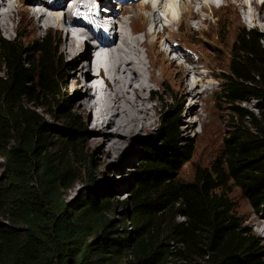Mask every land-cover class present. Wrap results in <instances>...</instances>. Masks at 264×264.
I'll return each instance as SVG.
<instances>
[{
  "label": "trees",
  "instance_id": "trees-1",
  "mask_svg": "<svg viewBox=\"0 0 264 264\" xmlns=\"http://www.w3.org/2000/svg\"><path fill=\"white\" fill-rule=\"evenodd\" d=\"M56 43L49 33L26 47L0 37V264H260L257 238L238 223L226 189L264 205V109H237L221 160L182 181L191 151L171 100L142 144L126 198L112 201L88 172L91 191L69 203L63 193L79 179L86 129L66 108ZM263 67L264 36L241 28L220 94L231 104L264 101ZM48 106L64 130L39 114Z\"/></svg>",
  "mask_w": 264,
  "mask_h": 264
},
{
  "label": "rangeland",
  "instance_id": "rangeland-1",
  "mask_svg": "<svg viewBox=\"0 0 264 264\" xmlns=\"http://www.w3.org/2000/svg\"><path fill=\"white\" fill-rule=\"evenodd\" d=\"M30 1L35 2L36 0ZM46 1L48 4L40 9L44 11V13H49L48 7L51 6L52 3H55V0ZM136 1L138 0H134V3H136ZM19 3H21V1ZM66 3L67 2L64 3L65 6ZM164 3V5L167 4V10H170L169 12L176 19L179 14L178 5L175 4L176 2L165 0ZM129 4L130 3L126 4L125 8L129 9L137 5L128 6ZM258 6L260 10L257 12L264 18V0H258ZM19 7L20 13L17 14V8H15L14 12H16V14H13L14 24H17V30H10L9 34H7L3 32L0 27V37L13 41L23 47L31 45L48 33L51 37L56 39L57 57L61 66L60 70L65 77L64 80L67 82L68 103L66 104V108L68 113L78 120L82 127L86 129L80 141L83 162L78 166L79 179L70 189L63 193L64 199L69 203L84 198L86 194L91 191V185H88L86 181L88 172H90V176L93 177L94 188L100 191L107 188L112 201H121L126 198L128 187L132 182L133 174L142 156V144L146 142L150 136L154 135L161 126L164 108L171 103V100L176 103L175 110H177L178 114L177 126L180 137L186 144H189V149L191 151L190 161L178 171V179L182 181L190 180L198 174L199 171H209L217 160H221V156L224 152V141L228 138L230 129L237 124V109L254 114H258L261 109H264L263 100L259 102L250 100L248 103L240 105L231 104L219 92V84L222 83V79L228 74L230 59L235 49V41L239 30L241 28H245L246 30L256 29L264 36V20L258 22L256 26H252L242 13L243 11L238 13L230 8L215 12L217 6L213 5L211 8L207 7V10L203 13V15L210 19V23L205 26L204 33L197 31L194 21L183 20L180 29L173 27V32L166 31L167 34L165 32L161 33V35L155 39L158 48L162 43L164 44L163 47L166 48L170 45L163 42L165 41L163 39H165L167 35L169 37L172 36L171 40L179 39V41H182L186 45L188 51L186 48H181L180 45L177 44V41H173L171 45L182 51L171 53V56L167 55L166 52V54L164 53L163 56H165L168 61L173 60L171 57H180H178L180 62L175 61V65H173L175 67L181 65L182 69L185 67L195 69L197 68L196 66L185 65V61H183L185 60L184 56L189 55L190 58L192 57L191 60L193 62H198L199 56L201 57L202 64L200 63L198 67L203 65V74L209 75V78L203 80L204 87H202L200 91L202 93L197 98L183 94L189 90L191 85L196 81V74L192 75V73L187 76V81L185 79L187 86L184 83L185 86L183 85L184 87H182L181 91L176 87H172L168 82L161 86L153 87L154 94L152 93L151 95V105L154 107L153 115L155 126L147 134L130 137L126 140L124 146L118 151L112 152L109 150L108 144H102L100 142V137L94 134V130L90 126L92 115H90L89 112L79 113V109L77 108V103L81 102L83 99V92L82 89L79 88L77 80L80 83L82 78L79 76L78 71H75L76 65L73 63V59L66 54L64 55L66 36L64 33H56L54 28L47 29L44 26L40 27V23L37 24L38 28L34 29L33 32L29 31L32 27V23L27 15L28 13H32V11L25 6ZM193 9L196 11L197 6L193 5ZM111 10L118 15H121V13L124 14L121 12L120 6L117 5L115 0L111 3ZM248 12L249 10H245V13ZM187 24L191 25V27L188 28ZM159 27L161 28V25H159ZM73 29L74 28H71V30ZM152 29L150 27L147 29L151 36H153ZM119 35L120 31L117 36ZM197 89L196 91L198 92L199 87ZM104 92L105 88L100 91L101 94ZM61 100L57 102L62 104ZM194 102H196L197 105H193L192 103ZM55 104L56 102H53L51 105L54 106ZM53 106L45 107L43 111H39V114L44 115L48 125L62 131L64 130L63 119L55 114V108ZM2 163L0 159V167ZM2 177L3 173L0 168V178ZM226 193L234 208V215L238 223L252 236L257 238L262 254L259 263L264 264V234L260 232V226L257 225V222L261 221L260 217L264 215V205L257 208L251 207L242 197L240 191L231 183L227 186ZM255 210H257V212ZM178 220L181 221L182 218ZM3 221L4 220L0 218V222Z\"/></svg>",
  "mask_w": 264,
  "mask_h": 264
},
{
  "label": "bare ground",
  "instance_id": "bare-ground-1",
  "mask_svg": "<svg viewBox=\"0 0 264 264\" xmlns=\"http://www.w3.org/2000/svg\"><path fill=\"white\" fill-rule=\"evenodd\" d=\"M86 1L79 0L76 3V0H55V3L47 6L49 13H44L40 8H44L48 2L36 0L38 8L31 10L32 13L27 15L32 23L29 31L33 32L40 23V27L54 28L56 33H64L66 36L64 55L73 59L76 65L75 71H78L82 78L80 83L77 80L83 92L82 101L77 103L79 113L89 112L92 115L90 126L94 134L100 137L102 144H108L109 150L116 152L130 137L147 134L155 126L154 107L151 105L153 87L168 82L172 87L181 91L182 87L187 86L185 79L187 81V76L192 73V75L196 74V81L183 94L197 98L202 93L200 91L204 87L203 80L209 78V75L203 74V65L198 67L200 63L202 64L201 57L199 56L198 62H193L192 57L184 56L185 65L196 66L195 69L189 67L182 69L181 65L176 68L173 65L175 61L180 62L179 56L171 57L173 60L168 61L163 55L166 52L171 56V53L182 51L171 45L173 41H177L181 48L187 50L186 45L179 39L171 40L172 36L167 35L163 42L170 44L167 46L171 48L168 53L163 43L158 48L155 39L161 35L159 25H164L165 21L171 25H168L167 32H173V27L180 29L183 20H186L194 21L197 31L204 33L205 26L210 23V19L203 13L207 7L211 8L214 2L211 0H180L177 4L179 14L175 19L169 12L170 10H167V4L164 5L165 0H158L155 3L150 0H138L134 3L133 0L128 6L137 5L132 8L128 9L125 5H119L121 12L124 13L121 15L112 12V1L104 0L106 2L104 5H110L105 8L100 7L101 16L94 19L97 23L89 21L88 26L83 27L76 21L71 9L73 8L74 11L80 8L84 11L89 9L90 0ZM19 2L20 0H0V27L7 34L10 30H17L13 14L20 13L21 3ZM65 2H70L72 6L70 5L68 9L64 5ZM171 2L177 1L171 0ZM82 4H84L83 7H79ZM193 5L197 6L196 11ZM15 8H17L16 12H14ZM230 8L238 13L243 11L242 13L252 26L264 20L257 12L260 10L258 0H221L215 12ZM245 10L249 12L245 13ZM103 14L113 18L111 31L105 41L98 34L95 37L93 34L87 35L86 33V31L98 33L97 28L101 25L99 19L103 18ZM70 24L73 30L67 27ZM149 27L151 29L153 27V36L147 31ZM187 27L190 28L191 25L187 24ZM119 31L120 35L117 36ZM93 38H96L97 45L91 43ZM102 40L103 43H101ZM104 88L105 92L101 94L100 91ZM192 104L197 105L196 102ZM260 219L263 222H257V225L260 226V232L264 234V215Z\"/></svg>",
  "mask_w": 264,
  "mask_h": 264
}]
</instances>
